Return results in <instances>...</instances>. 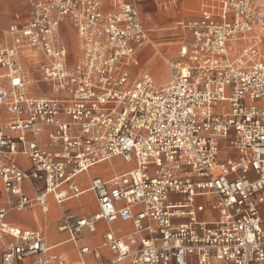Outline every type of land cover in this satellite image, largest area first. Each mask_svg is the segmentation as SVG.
<instances>
[{"label": "built area", "instance_id": "obj_1", "mask_svg": "<svg viewBox=\"0 0 264 264\" xmlns=\"http://www.w3.org/2000/svg\"><path fill=\"white\" fill-rule=\"evenodd\" d=\"M179 1L154 0L162 9ZM25 7V18L15 13L0 30L2 264H71L43 232L7 217L35 207L48 214L51 199L62 205L87 192L98 211L59 230L77 244L104 222L102 248L112 257L79 247L97 264H264V7L201 0L195 16L176 22L172 58L136 1L112 11L103 0H25ZM65 24L77 36L76 60ZM148 45L170 74L165 85L148 72L133 77ZM25 50L40 57L33 84ZM115 159L130 168L80 187L81 175Z\"/></svg>", "mask_w": 264, "mask_h": 264}, {"label": "crops", "instance_id": "obj_2", "mask_svg": "<svg viewBox=\"0 0 264 264\" xmlns=\"http://www.w3.org/2000/svg\"><path fill=\"white\" fill-rule=\"evenodd\" d=\"M132 1H136L140 12H141V17L143 20V23L145 25V28L149 32L150 36L156 43V39L153 37L154 33L163 32L166 33L165 35L167 37H162V38H174L173 40H165L163 42L156 43L159 47L160 50L164 53L165 56L172 58L174 54L178 51L179 48V40H180V30L175 26V27H165V28H148L142 14V10L147 6L148 10L150 9L151 11L147 12L146 20H151L153 17L154 22L157 23V18H160L162 14L157 12L155 9H153V3L155 4L154 0H103V8L106 11H112L117 9V5L124 4V3H129ZM184 1V0H182ZM141 2H146L145 4H139ZM148 2V3H147ZM153 2V3H152ZM180 2V1H179ZM157 10L160 9L155 4ZM201 7V0H198V6L196 8H182L178 7L177 8H166L164 9L165 11L170 12V14L176 16L177 20L176 22L183 17H192L195 16L199 9ZM142 9V10H141ZM162 9V8H161ZM173 10V11H172ZM160 11V10H159ZM166 13V12H165ZM169 14V15H170ZM164 17H168V13L166 15L164 14ZM65 30V37L67 38L69 45H70V52L73 55L74 60H76V55L78 53V46H77V36L76 33L65 24L64 26ZM172 31H175L174 33L171 34ZM177 38V39H176ZM167 42V43H166ZM27 51L31 50H25L23 51L21 61L25 65V67L29 70L31 69L32 73L34 70L33 68L28 66L30 63V57H27L25 54ZM33 53V51H31ZM37 54V53H36ZM151 57V62L149 63V69L144 70L142 68V60L143 57ZM159 55L158 53L151 47V46H146L142 51L139 52L138 54V59H139V65L135 68H133V77L137 78L143 73L147 72L148 70L152 69L155 65L159 64ZM40 58V57H39ZM40 62V59H39ZM38 62V63H39ZM31 64V63H30ZM32 66V65H31ZM166 68V66H165ZM152 74V73H151ZM161 74V73H160ZM154 76V73L152 74ZM155 77V76H154ZM48 93H50L48 91ZM4 118V117H3ZM19 162L23 166H28V162L19 159ZM104 166V167H103ZM95 168H100L98 172H94L93 169ZM130 166L126 165L121 159H115L112 162L109 163H102L99 164L89 170L87 174L81 175L77 181L80 185V187L84 190H86L89 187L90 181L94 178L100 177L102 179H109L111 178L115 173H121L129 169ZM25 191L33 196L35 191L33 187L29 184L25 185ZM87 199V200H86ZM67 205H70V207H67ZM60 206V207H59ZM86 206L90 208V210L86 209ZM98 211V205L96 202V199L94 195L90 192L85 193L79 198L70 200L62 205L57 204L53 199L50 200V211L48 214H43V212L35 207L29 210L25 211H10L7 221L13 226H16L20 229L24 230H33V231H41L43 232L46 237L49 240V244L51 246H56L55 251L66 261L70 262L71 264H97V260L93 257V255H85L81 256L79 253V247L81 246H89L90 248L97 249L101 248V253L104 258H110L112 257V254L107 250L103 249L102 245L104 242V234L107 232L108 227L104 222H101L97 224V231L96 233H89L86 232V234L90 236H96L95 243L94 245H90L86 243L85 236L80 239L77 244L71 240V236L69 232H61L59 230V227L64 224L65 222H72L75 223L81 219L89 218L92 215H94ZM14 212H17L21 215L22 220L17 221L13 219L12 214ZM60 217V220L56 222V226H53V221H56ZM117 228H120L121 230L128 232L132 230V226L129 224H117ZM85 234V235H86ZM23 262H30V264H34V259L33 258H28L25 259ZM22 262V264H23Z\"/></svg>", "mask_w": 264, "mask_h": 264}, {"label": "rangeland", "instance_id": "obj_3", "mask_svg": "<svg viewBox=\"0 0 264 264\" xmlns=\"http://www.w3.org/2000/svg\"><path fill=\"white\" fill-rule=\"evenodd\" d=\"M151 1V0H150ZM258 4L262 5L264 7V0H255ZM146 2H141L139 4H145ZM148 3V2H147ZM153 3V2H152ZM179 7L182 8H196L198 6V0H180L179 2ZM170 8V7H169ZM153 9H155L157 12H159L160 14H162L160 16V18H157V23L154 22L153 17H151V20H146V16L148 11H151L150 9L148 10L147 6L142 10V14H143V18L144 21L147 25L148 28H165V27H175V21L177 20L176 16L172 14H170V12L165 11L164 9H159L157 10L155 4L153 3ZM171 9V8H170ZM173 11V10H172ZM168 13V17H164V14L166 15V13ZM15 13H20L22 14V17L25 18L26 17V7H25V0H0V30L4 31L8 28V26L10 25V23H12L13 19H14V14ZM170 14V15H169ZM175 31H172V33H174ZM166 33L163 32H157L153 34V37L156 39V43H161L163 41H167V40H173L174 38H162V37H167L165 35ZM177 39V38H176ZM167 43V42H166ZM27 57H30L31 59V67L33 68V75L32 77L34 79H39L41 78V72L39 70V55L36 53H32L31 51H27L25 54ZM158 58V57H157ZM159 64L155 65L152 69L148 70V73H154V78L155 81L157 82L158 85H165L169 82L170 79V74L168 72V70L165 68V63L164 60L161 56H159ZM151 62V57H147L144 56L143 60H142V68L144 70L149 69V63ZM161 73V74H160ZM34 91H37L35 88H33ZM42 89H44L45 92L48 93L49 89L48 86L46 84H42ZM87 200V199H86ZM67 207H70V205H67ZM87 210H90V208L88 206H86ZM13 219L17 220V221H21L24 222V220H22V217L19 213L14 212L12 214ZM60 220V217L56 220L53 221V226H56V222ZM85 241L86 243L90 244V245H94L95 243V239L96 236H90L88 234L85 235ZM5 249V242L4 240L0 239V264H2V254L3 251ZM23 264H30V262H23Z\"/></svg>", "mask_w": 264, "mask_h": 264}, {"label": "bare ground", "instance_id": "obj_4", "mask_svg": "<svg viewBox=\"0 0 264 264\" xmlns=\"http://www.w3.org/2000/svg\"><path fill=\"white\" fill-rule=\"evenodd\" d=\"M35 53V52H34ZM30 61V63H31V59L29 60ZM28 64V66H30L31 67V64ZM32 75H33V73H32V71H31V69L29 68V83L30 84H33V83H35L36 82V80L32 77ZM49 94V93H48ZM104 167V166H103ZM100 170V168H95V169H93V171L94 172H98ZM60 207V206H59ZM47 235V234H46Z\"/></svg>", "mask_w": 264, "mask_h": 264}]
</instances>
